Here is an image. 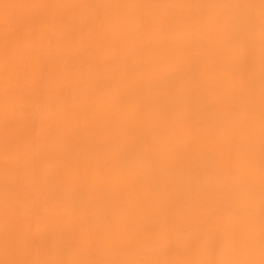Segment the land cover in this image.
<instances>
[{
  "label": "bare ground",
  "instance_id": "bare-ground-1",
  "mask_svg": "<svg viewBox=\"0 0 264 264\" xmlns=\"http://www.w3.org/2000/svg\"><path fill=\"white\" fill-rule=\"evenodd\" d=\"M0 264H264V0H0Z\"/></svg>",
  "mask_w": 264,
  "mask_h": 264
}]
</instances>
